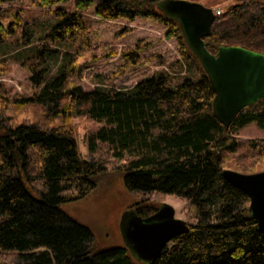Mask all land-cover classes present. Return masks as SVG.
<instances>
[{
    "label": "trees",
    "instance_id": "trees-1",
    "mask_svg": "<svg viewBox=\"0 0 264 264\" xmlns=\"http://www.w3.org/2000/svg\"><path fill=\"white\" fill-rule=\"evenodd\" d=\"M160 1L76 0L75 9L94 7L96 16L109 21L154 18L168 28V38L179 40L189 76L173 87L161 72L130 89L93 91L72 80L82 72L68 51L86 42L81 15L58 9L50 31L37 36L19 13L0 7V46L13 49L36 89L32 96L12 94L0 82L1 264H264V233L250 198L223 177L228 169L260 172L264 140L248 142L244 164L236 154L241 129L250 123L264 128V97L225 127L213 109L216 94L208 74L179 23L159 10ZM234 2L221 15L211 7L216 18L207 50L218 55L223 47L237 46L264 54V2ZM124 57L140 62L135 51ZM31 108L34 118H24ZM110 172L123 174L127 191L138 199L124 227L131 213L148 217L158 211L150 203L160 194L184 202L190 231L149 263L128 243L97 250L90 228L62 206L86 199Z\"/></svg>",
    "mask_w": 264,
    "mask_h": 264
},
{
    "label": "rangeland",
    "instance_id": "rangeland-1",
    "mask_svg": "<svg viewBox=\"0 0 264 264\" xmlns=\"http://www.w3.org/2000/svg\"><path fill=\"white\" fill-rule=\"evenodd\" d=\"M187 1L201 3L216 10L226 9L235 3V0ZM41 2L42 0H9L0 7L12 8L19 13L23 25L37 36L50 31L51 26L56 23L55 12L58 9L81 15L87 23L86 42L68 51L72 60L82 69L81 74L72 80L85 91H93L95 88L130 89L142 79L161 72L169 75L173 87L189 76V63L182 58L179 40L168 38V28L154 18L109 21L96 16L94 7L78 11L75 9L76 0L59 2L50 7H43ZM129 51L139 54V63L126 62L124 55ZM14 55L13 49L0 46V82L6 84L12 90V94L32 96L36 89L29 81L31 75L16 61ZM35 111V108L29 109L24 118H34ZM77 123L78 121L74 120L72 125ZM84 134L85 130L80 129L79 145L85 158L87 150ZM251 140H264V128H259L256 123H250L239 131L238 142L241 143V147L236 154L239 165L244 164V159L241 158L250 151L248 142ZM258 171H264V163L259 165ZM241 172L245 173L244 170ZM98 184L99 188L86 199L66 204L62 206V210H65L74 221L90 228L97 250L125 246L126 217L138 199L127 191L121 173L104 174L99 177ZM150 204L158 208L163 204L172 205L176 211L175 217L187 221L184 202L178 197L158 194L152 197Z\"/></svg>",
    "mask_w": 264,
    "mask_h": 264
},
{
    "label": "water",
    "instance_id": "water-1",
    "mask_svg": "<svg viewBox=\"0 0 264 264\" xmlns=\"http://www.w3.org/2000/svg\"><path fill=\"white\" fill-rule=\"evenodd\" d=\"M157 5L182 28L186 43L202 63L216 94V117L229 127L239 112L264 97V54L235 46L223 47L215 55L205 43L216 18L211 7L187 0H162ZM223 177L249 196L251 213L264 233V171L246 174L228 169ZM175 215V208L167 204L148 217L129 214L124 227L126 243L141 260L154 261L173 239L190 231L187 221Z\"/></svg>",
    "mask_w": 264,
    "mask_h": 264
},
{
    "label": "built area",
    "instance_id": "built-area-1",
    "mask_svg": "<svg viewBox=\"0 0 264 264\" xmlns=\"http://www.w3.org/2000/svg\"><path fill=\"white\" fill-rule=\"evenodd\" d=\"M223 11H224V9H221V10H220V9H217V10H216V14H217V15H221V13H222Z\"/></svg>",
    "mask_w": 264,
    "mask_h": 264
}]
</instances>
